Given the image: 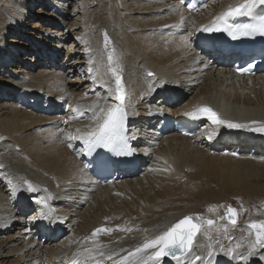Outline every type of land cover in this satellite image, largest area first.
<instances>
[{"label": "bare ground", "instance_id": "6f19581e", "mask_svg": "<svg viewBox=\"0 0 264 264\" xmlns=\"http://www.w3.org/2000/svg\"><path fill=\"white\" fill-rule=\"evenodd\" d=\"M50 1L53 10L33 13L26 32L35 0H0V264H264V248L249 255L247 226L224 214L231 236L216 232L217 215L204 224L193 216L214 201L264 197V130H254L264 129V71L234 75L193 40L199 23L241 0H209L191 13L177 0H76L72 11L66 0ZM66 60L73 65L63 72ZM117 95L130 116L136 169L98 185L72 149ZM202 103L225 123L193 137L161 130L165 117L175 121ZM217 175L223 195L194 194L198 181ZM185 216L201 226L188 258L136 251ZM38 224L51 227L49 236ZM208 230L214 237L206 240Z\"/></svg>", "mask_w": 264, "mask_h": 264}, {"label": "snow or ice", "instance_id": "6c2138e0", "mask_svg": "<svg viewBox=\"0 0 264 264\" xmlns=\"http://www.w3.org/2000/svg\"><path fill=\"white\" fill-rule=\"evenodd\" d=\"M257 0H246L245 3L240 4L238 7L230 8L227 13L224 15H231V16H251L253 14L252 9L255 6ZM260 3L264 4V0H259ZM189 7H194L193 5H189ZM204 31H212L213 28L211 26L206 27L203 29ZM219 31V28L215 29ZM228 31V34L232 36L233 39L237 38V33L240 35L250 36L256 33L264 35V15L260 16L255 23H248V24H240V25H228L225 29ZM105 43L108 42V37L105 34ZM184 41H187V38H183ZM109 64L112 63V56L109 55L108 57ZM112 72L113 76H115V83H116V91L117 93H121L123 91L122 84H121V76L118 74L117 69L115 67H109L108 69ZM248 69H243V71H247ZM149 76L152 75L151 72L148 73ZM117 99L123 100V97L117 95ZM200 112L207 114V118L216 125L223 124L225 121L220 120L217 118V114L214 113L210 108H202L199 109ZM101 113H105L104 109H101ZM185 115L195 117L197 115L196 112L192 113H185ZM126 117V113L122 106H117L114 109H108L104 115L103 122L98 124L95 131L88 134V138L86 139V148L88 154L96 147L106 148L116 155H131V150L128 148L127 145V137L124 135V120ZM228 127L232 128H240L245 127L244 125L240 124H233L228 123ZM255 131H261L264 129H254ZM84 139L83 137H80ZM87 167V165H85ZM25 183H28L25 181ZM29 188L31 189V185L29 184ZM38 204L45 203L44 199L38 200ZM231 214V215H229ZM226 216L230 219L231 223L234 225L236 223V210L231 208L230 206L227 207V211L225 213ZM224 217H221L223 219ZM214 223L213 220H208L207 224L212 225ZM200 227L196 223L192 222V217L185 216L181 219L178 223L172 225L167 231L163 232L161 235L157 236L155 239L145 242L141 248L136 249L137 252H140L142 249L148 248H156L159 247V250L154 252L153 258L157 261L159 258L171 255L175 259H182L188 258L189 255L192 253L194 247V241L198 233H200ZM251 228L257 229L259 228L260 231L256 233V240L255 242L249 245V255L254 254V249L257 245L264 248V222L252 223L250 225ZM105 231L104 229H96L93 232V235L96 232ZM110 231V229L108 230ZM239 247V245H238ZM209 251L208 256L209 258L213 255L212 246L208 245ZM85 252L90 254V250L85 249ZM103 255V253H100ZM200 259V257H196ZM111 259V257H109ZM264 259V257H261ZM73 264H77L76 261H73Z\"/></svg>", "mask_w": 264, "mask_h": 264}, {"label": "rangeland", "instance_id": "374dc122", "mask_svg": "<svg viewBox=\"0 0 264 264\" xmlns=\"http://www.w3.org/2000/svg\"><path fill=\"white\" fill-rule=\"evenodd\" d=\"M36 1L37 0H35V4L31 7V10H30V12H32V14L30 13L31 19L29 21H26V28H24V30L26 32L32 31L31 24H32V22L36 21V17L37 16H35V14L33 15V13H36L38 10H40L42 13H43V10L45 11V9H46L47 12L49 10L50 11L53 10V9L51 10V9L47 8V6H49V7L51 6V4H50L51 1L50 0H43V2H41L42 0H38L37 2ZM74 1H76V0L62 1V2H64L63 4L65 5L64 6L65 10L68 9L69 11H72L73 10ZM44 6H46V8ZM60 9H62V8H60ZM39 23H41V25L43 24L42 21H39ZM44 25H46V24H44ZM34 32L36 33V30H34ZM44 39H42V40L44 41ZM22 55H26V54H22ZM20 58H22V56H20ZM25 64L26 65H24V66H32L33 65V64H29L28 62H25ZM72 65L73 64H72L71 61L66 60L64 62V67L62 68V71L64 72V69H68V67H71ZM14 67H15V64H10V65H7L6 68L10 69V68H14ZM37 67H39V65H34L30 69L33 71V70L37 69ZM8 100H13V99L10 98ZM213 178H216V181H214ZM217 179H218V175L216 177H212V180L210 179V181H208L206 184L204 182H202V183L200 182L201 184H204L202 186L199 185L200 183L198 181L197 182L198 183V185H197L198 188L196 189V191H194V194H199V195L202 194V198H204L203 196H205L207 198H211L210 194H212V193H213V195H217V194L218 195H223V193H224L223 190L220 191V187L217 185ZM211 182H212V184H211ZM208 183L211 184V185H209ZM204 186H205V188H204ZM215 191L217 193H215ZM203 194H205V195H203ZM225 195H227V194L225 193ZM247 199H248L247 201H245L243 199L239 200L238 198L225 199V200L221 201L220 203H217V202L214 201L213 203H210L211 205H208V206L207 205H202L201 208H199L198 211L195 214H193V216L197 217L199 222L202 224L204 222L205 218H208V216L217 215L218 217L216 216V218H218V224L216 226V232L220 231V232H223L224 234L225 233H227V234L229 233V235L232 236L234 234V230H232V228H231L232 226H228V225L224 224L225 223L224 220L226 218L225 219L224 218L221 219V217H224V214L227 211V207L230 206L231 208L236 210V217H235L236 223L234 225L237 226L238 224H241V226L244 227V228H245V226H247L248 231L251 232L252 235L254 234L253 235V242H255L256 233H257V231H260V229L259 228L253 229V228L250 227V225L252 223H258L259 224L260 222H264V197H262V198H251V199L247 198ZM255 199H258V200H255ZM205 229H207L206 224H205ZM230 230H232V231H230ZM207 232H208V235H206V237H205L206 232H204L205 233L204 234V238L206 240H209L208 238H210V237L212 238V236L214 237V234H211V232H209V230ZM230 233H232V234H230ZM257 246H259V245H257Z\"/></svg>", "mask_w": 264, "mask_h": 264}, {"label": "water", "instance_id": "95a60500", "mask_svg": "<svg viewBox=\"0 0 264 264\" xmlns=\"http://www.w3.org/2000/svg\"><path fill=\"white\" fill-rule=\"evenodd\" d=\"M225 216H226V215H225ZM226 219L229 220V222H231L230 219L228 218V216H226ZM192 222H193V223H196V222H194L193 220H192ZM196 224H197V223H196ZM158 250H159V248H158L156 251H158ZM156 251H155V252H156ZM161 258L175 259V258H173L171 255H166V256H163V257H161Z\"/></svg>", "mask_w": 264, "mask_h": 264}]
</instances>
